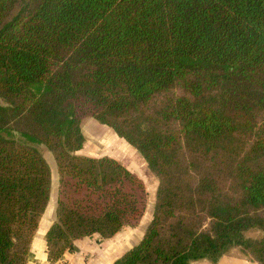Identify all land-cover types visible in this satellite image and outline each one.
<instances>
[{"label": "trees", "instance_id": "1", "mask_svg": "<svg viewBox=\"0 0 264 264\" xmlns=\"http://www.w3.org/2000/svg\"><path fill=\"white\" fill-rule=\"evenodd\" d=\"M92 118L157 178L113 264H264V0H0V264H26L56 171L47 258L137 227L148 194L80 153ZM257 229L260 239L244 232Z\"/></svg>", "mask_w": 264, "mask_h": 264}, {"label": "crops", "instance_id": "2", "mask_svg": "<svg viewBox=\"0 0 264 264\" xmlns=\"http://www.w3.org/2000/svg\"><path fill=\"white\" fill-rule=\"evenodd\" d=\"M97 123L98 122H96V124ZM98 125L100 124L98 123ZM100 126H104V125H100ZM132 149L135 151L133 152V155L135 156L133 158H136L138 164L144 166L145 162L143 158L140 157V154L134 148ZM146 169L148 168L146 167ZM143 183L145 185L148 197L154 196L156 190V184L154 185V187H148L145 184V182ZM54 218H55L54 211H51L50 209L49 216H47L45 210L40 220L38 230L33 238L26 264H113L126 251L139 244V242L142 239L143 233L148 225V222L150 221L149 219L150 214L148 215V209H146L142 221L137 227L125 228L120 232H118L111 239L102 240L98 236L94 235L77 240L74 242L72 250L66 251L63 254L59 263L57 262L50 263L48 261L47 253H46L45 233L53 223ZM191 264H213V263L207 260H201V261L192 262ZM214 264H257V263L252 262L246 259L245 257H242L238 251L231 249L228 253L223 255Z\"/></svg>", "mask_w": 264, "mask_h": 264}, {"label": "rangeland", "instance_id": "3", "mask_svg": "<svg viewBox=\"0 0 264 264\" xmlns=\"http://www.w3.org/2000/svg\"><path fill=\"white\" fill-rule=\"evenodd\" d=\"M93 120L94 119L87 117L81 121L80 126L82 134L84 136V144L80 151L81 154L93 157H112L119 161L122 165L130 169L132 172H134L139 178H141L143 182H145L148 187H154V185L156 184L157 190V178L148 169H146V164L144 165V167L143 165L138 164L136 158H133L135 157L133 155V152L135 151L132 149V147L128 146L125 142L119 139L110 128L106 126H100L98 125V123L96 124V122ZM37 148L43 158L46 160L52 175L49 202L46 209V214L47 216H49L50 209L51 211H54L55 209V206L53 204H55L54 202L57 195L55 163L51 153L46 149V147L39 146ZM154 196L148 197V203L146 208L148 209V215L150 214V220L153 211ZM244 237L247 239L256 240L262 237V233L257 229H251L244 232ZM234 250L238 251L242 257H245L249 260L248 257H246L242 254V252H240L239 248H234Z\"/></svg>", "mask_w": 264, "mask_h": 264}]
</instances>
